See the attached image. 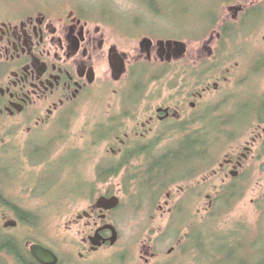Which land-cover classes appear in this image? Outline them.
Here are the masks:
<instances>
[{
    "label": "rangeland",
    "instance_id": "374dc122",
    "mask_svg": "<svg viewBox=\"0 0 264 264\" xmlns=\"http://www.w3.org/2000/svg\"><path fill=\"white\" fill-rule=\"evenodd\" d=\"M251 1V4H259L258 8L264 9V5L260 4L264 3V0ZM3 2L5 0H0V4ZM57 2L67 5L70 10L83 9L91 19H102L104 11L116 12L130 25L140 22L143 27L135 30L128 26L131 27L128 35L133 37L128 38L115 26L109 27L106 25L108 23L102 22L95 23V26L102 28L108 47L117 48L120 52L126 53L131 68L120 82H114L109 74L106 86L94 88L90 98L82 102L79 107H74L67 112L72 116L71 122L62 120L49 133L35 134L34 141L42 142L45 147L57 141L55 146L57 154L45 167H33L30 161L26 167L25 181L22 184H15L11 189L14 193L22 195V199L17 204L28 211L42 214L41 216L45 219L42 218L44 223L41 228H26V231L20 229L15 235L25 237L29 248L38 241L60 255L64 261L63 264H75L76 247L83 243L98 223V220L86 218L80 220L79 218L85 213H90L100 198L112 192L122 200V207L111 214L109 219L110 223L121 232V242L115 248L109 247L94 255L88 260L90 262L88 264H144L140 261L144 249L150 251L159 248L167 255L169 248L176 246L178 237L175 234L166 243L158 245L157 242L160 236L165 234L173 219L166 204L174 202V209L176 205H182L189 196L188 192L192 189L198 190L200 183L199 190L202 197L200 200L196 197L194 204L190 206L194 218L189 219L188 225H201L205 228V250L213 256L207 259L205 264H242L243 261L240 260L244 258L242 256L244 250L237 248L238 255L235 257L233 250L227 247V237L232 231L230 228L239 227L240 224L250 226L254 238L260 235L257 232L259 207L264 197V160L260 156L261 146H257L255 158L249 164V170L252 172V192L250 191L247 199L241 202L233 213H230L232 204L225 203L221 206L217 205L216 208H210L211 203L207 198L212 197L215 201L221 187L224 186L223 178L211 177V170L207 173L205 181L199 180L194 184L181 183L174 186L155 204L147 193L145 198L150 200L145 204L137 203L135 199H132L133 196L127 197L124 180L115 179L105 186L99 184L97 168L106 161L108 150L114 146V139L110 137L107 141L100 143L99 132L102 126L107 127L113 119H123L121 105L128 107L133 103L131 98L134 86L144 72L143 67L135 69L136 71L133 68L147 58L146 54H140L142 44L147 40H153L156 45L159 42L184 44L188 48L189 58L184 63L174 62L171 74L148 85L145 97L140 99L146 100L143 104L141 103L140 118L136 121L132 119L122 121L126 124L125 130L132 132L141 129L140 125L149 121L148 111L169 104L173 99L188 100L192 93L202 92L208 85L213 88L216 83H219L220 90L208 94L201 102L200 113H197L202 118V123L196 124L195 127L190 128V131L206 128L204 120L208 117L210 110H214L215 117L239 124L234 128L235 132L242 128L246 132L247 129L252 128L254 132L260 130L262 133L264 125L257 123L259 117L256 116L262 115L261 106L255 100L261 99L264 95V77L255 78L253 69L255 68L256 72L260 61L258 57L264 56V54H258L264 52V25H259L260 23L252 18L250 25L239 28L232 42L233 54H236V58H232V61L226 59L218 70L203 75L202 62L208 60L213 63L214 60L209 59V54L219 49L217 38L221 24L217 21L221 17L234 20L239 16L242 4H233L237 0H159L158 9L161 10L162 5L165 17L148 13L144 5H147L146 0L144 2L143 0H58ZM159 66L161 65H150L156 77L161 76L159 71L162 67ZM228 71L232 73L229 74ZM226 79L228 82L225 81ZM184 89V95L179 96ZM251 116L257 118L247 127L244 124ZM220 127L218 122L212 129L218 130ZM187 135L188 133H184L171 138V144L174 145L177 140ZM257 135L258 133L253 137L256 138ZM246 142L251 143L252 138H243L240 133L231 145L226 143L219 147V150L224 151L219 155V161L222 162L227 155L232 154L233 149L244 147ZM21 146L26 147V141H22ZM51 150L47 148L48 153ZM34 152L36 151L31 150V153ZM18 155L21 156L20 153ZM60 159L63 160L55 168L53 163ZM7 164L6 158L1 167H6ZM47 168H51V171H47ZM45 173L46 175L43 176ZM8 188L9 186L6 185L0 187L3 191ZM181 189L187 192L183 193ZM168 194L173 196L172 201H168ZM136 196H138L137 193H135ZM56 203L60 205L57 206ZM4 206L5 203L1 202L0 225L2 228L5 226V223H2V217L8 213L3 209ZM159 207H163L164 211L160 212ZM199 210L204 211L206 218L204 222L196 216ZM212 212L214 213L210 217ZM219 227L221 229L217 230ZM238 236L241 235L238 234ZM246 238L247 244L253 243L248 235ZM258 238L260 239V236ZM126 254L130 256L122 259ZM246 256L248 259L253 258L258 261V258L252 255ZM0 264L14 263L3 257L0 258ZM173 264H196V262L194 263L193 259L186 260L178 257Z\"/></svg>",
    "mask_w": 264,
    "mask_h": 264
},
{
    "label": "flooded vegetation",
    "instance_id": "af4514ba",
    "mask_svg": "<svg viewBox=\"0 0 264 264\" xmlns=\"http://www.w3.org/2000/svg\"><path fill=\"white\" fill-rule=\"evenodd\" d=\"M57 1L5 0L0 4V187L2 185L9 186L6 191L0 189V203H5L3 209L8 212L2 217V223L4 222L5 226L2 228L0 225V241H12L13 245L20 248L19 250L23 252L24 256H31L35 262L37 261L32 255V247L41 246L54 253L59 259V264H63L62 257L54 250L44 247L38 241L29 248L28 240L25 237L21 238L15 235L20 229L41 228L44 222L39 221V225L35 226L24 224L23 219L26 214H34L38 215V218H43L42 214L28 211L17 204L22 199V195L14 193L11 187L25 181L26 167L30 161H32L33 167H45L51 158L57 154L55 152L57 141L45 147L42 142L34 141L35 134L49 133L62 120H66L67 123L71 122L72 116L67 114L68 111L74 107H79L82 102L90 98L94 88L106 86L109 74H111L114 82H120L128 74L131 65L126 53L120 52L117 48L108 47L102 28L95 26V23L98 22L89 18L83 9L70 10L67 5ZM250 1L237 0L236 3H233L242 4L239 9V16L234 20L221 17L217 21L221 24L220 34L217 38L219 49L209 54V59L214 60L213 63L208 60L202 62L204 64L202 65L203 73L218 70L226 59L232 61V58H236V54H233L232 41L235 40L239 28H246L248 24L250 25L252 15H254L252 13L253 8H257L259 5H253ZM260 4L264 5V3ZM255 15L259 25H264V9H259ZM234 34L235 36H233ZM149 41L153 42L151 50L148 51L147 47L142 44V51L140 52V54H146L147 58L134 65L133 70L150 65H161L159 67L162 68L173 67L174 62L176 64L184 63L189 58V51L183 58H179L175 49L170 51L168 48L162 47V42L156 45L155 41ZM258 54H264V52ZM119 58L124 59L127 65V72L123 77L115 75L114 68L116 62L120 60ZM258 59L261 62L259 61L256 72L255 68L253 69V75L255 78H263L264 56H260ZM228 73L231 74L232 72L228 71ZM225 81L228 82L227 79ZM219 90V83H216L213 88L208 85L204 87L202 92L192 93L188 100L173 99L169 104L160 106L155 110L152 109L148 111L149 121L146 124H141V129L136 131L128 132L127 129L125 130L126 124L124 122V127L121 126L123 128L121 132L110 134L115 138L114 146L108 150L106 161H103L97 168L98 183L105 186L115 179H121L126 185L129 177L133 175L138 181H142L146 172L151 168H157L159 164L172 165L168 162L171 157H167L175 149L174 145L171 144V138L184 133L191 135L196 132L190 131L192 128L190 124L202 120L199 115L201 102L208 94ZM184 92L185 89L179 93V96H183ZM143 100H133V103L128 107L121 105L123 117L126 116V120H138L142 111L141 106L146 101ZM255 101L261 106L260 112L263 115L264 95ZM262 115H256L259 119L255 117L259 120L257 123L264 125V116ZM249 124H252V121L245 126L248 127ZM243 132H245L243 128L239 130L237 138L241 133L243 138H252V142H246L244 147L240 146L233 149L232 154L227 155L222 162L219 161L220 158L217 159V163L211 170V177L223 178L224 186L221 187L215 201L212 197L207 198L211 203L210 208H216L217 205L221 206L231 201L230 213H233L237 206L247 199L248 193L252 192V172L249 170V164L255 158L257 146H261L260 156L264 160V131L262 133L260 130L254 132L251 128L247 129L244 135ZM256 133L258 135L254 138ZM99 138L100 143L107 141L109 139L108 132ZM22 141H26V147L21 146ZM47 148L52 150L48 153ZM31 150L36 151L35 154L31 153ZM196 150L200 155L193 157L196 162L193 165L194 170L185 175L184 181L179 184H194L199 180H206L204 149L197 147ZM215 151L218 157L224 152L219 148ZM19 153L21 156L18 155ZM133 154L135 155L132 156ZM6 158L8 164L6 167H1ZM63 159L55 161L54 167L56 168ZM114 168H118L119 173L109 177L107 172L114 170ZM48 170L51 171V168H47ZM45 175L46 173L43 176ZM198 185L200 188V183ZM199 188L188 192L189 196H187L186 201H183L182 205H176L175 209L174 202L173 204H166L173 219L165 234L160 236L157 242L158 245L166 243L175 234L178 237V239L176 238L178 242L176 246L169 248V251L166 252L167 255L159 248L150 251L144 249L141 262L144 264H173V261L180 257L186 260L193 259L196 264H205L207 259L213 257L205 250V228L201 225H188L189 219L194 218L190 206L194 204L196 197L199 200L202 197ZM181 191L187 192L185 189H181ZM115 197L117 196L110 192L105 198L112 199ZM167 199L172 201L173 196L168 194ZM262 200L257 227L260 239L259 236L254 238L250 226L243 224H240L239 227L230 228L232 231L227 237V245L234 251L235 257L238 255L237 248L244 250L245 253L243 252L242 256L245 259L240 260L243 261L242 264L257 262L253 258L248 259L246 255L257 257L258 253L255 255L254 249H259V246L262 245L260 242L264 243V197ZM97 203L90 213H85L80 217L82 219L79 218L80 220L85 218L98 220V223L91 234L83 240V243L76 247L75 264H88L90 263L88 260L94 255L109 247L115 248L121 242V232L110 223L109 219L111 214L122 207V200L119 209L110 213L99 211L96 208ZM159 209L160 212L164 211L163 207H159ZM213 213L210 214V217ZM215 213L217 214V210ZM103 216H107V219L103 220ZM196 216L201 218L202 222L206 219L203 210H199ZM181 219H184L186 223L184 225L182 223L183 226H178V224L181 225V222H178ZM9 223H16V227H8ZM108 225L114 226L118 231L119 242L116 246H112L109 242L113 238L112 231H102ZM99 233L102 238V246L94 247L91 239L96 238ZM247 235L253 243L247 244ZM232 242L235 243L230 244ZM128 255L130 256V254L123 255L122 259L127 258ZM3 257L14 264H26L16 255L8 252L0 253V258Z\"/></svg>",
    "mask_w": 264,
    "mask_h": 264
},
{
    "label": "trees",
    "instance_id": "16d2710c",
    "mask_svg": "<svg viewBox=\"0 0 264 264\" xmlns=\"http://www.w3.org/2000/svg\"><path fill=\"white\" fill-rule=\"evenodd\" d=\"M145 0H143L144 2ZM159 0H146L145 10L153 15L157 16H163L165 17V10L162 8L161 10L158 9L157 3ZM142 2V1H140ZM160 4V3H159ZM260 8H253L252 17L256 19L255 13ZM120 17V18H119ZM122 19V17L112 11H104L103 17L100 20L94 19V21L100 23H108L109 27L115 26L120 31L122 35H125L126 37L133 38L129 36L128 32L131 30V27L135 30H140L143 25L139 22H137L134 25H130V23L125 22V20H118ZM122 22V23H121ZM131 26V27H128ZM237 34V33H236ZM235 36V34L233 35ZM232 36V37H233ZM234 41V40H233ZM232 41V42H233ZM144 69V72L142 73V76L139 80H137V85L135 84L133 89V95L131 100H137L145 97V91L148 89V85L152 82H158L162 79V77L167 76L172 73V67L166 66L163 67L159 74L161 76L156 77L155 74L152 72V67L150 66H142ZM136 71V70H135ZM134 71V72H135ZM134 74V73H133ZM194 74H197L194 72ZM205 75V73H202ZM204 77V76H200ZM199 85V84H198ZM197 85V86H198ZM127 117H123V119L119 120H112L110 125L102 126V129L100 130V136H104L106 132H108V136L112 139L113 136L110 135L111 133L115 132H121L123 130L122 127H124V121ZM252 118H256L255 116L250 117L248 121L245 123L247 124L250 121H255ZM206 123V128H203L200 131L193 132L191 135H187V137L178 140L174 144V150L169 154L167 157H171V159L168 161L172 163V165H161L157 166V168H151L146 172V176L143 178L142 181H138L137 178L133 176L129 177V179L126 182L125 188H126V196L132 197V199H135L137 203L139 204H145V202L150 200L149 198H145L147 194L151 197V201L153 204H155L159 199H161L165 194L171 191V189L179 184L180 182H183L185 179V175L188 173H192L194 170L193 165L196 164V162L193 160V157H198L200 155L199 152H197L196 148L200 147L204 149L203 156L205 157V164L204 169L205 173H209L212 168H214V165L217 163L218 155L215 150H217L219 147L224 146L226 143H230L231 145L233 142H235V139L237 138V131H234V128H236L237 124L236 122H227L224 121L222 118H217L214 116V110H210V113L208 114V117L206 120H204ZM203 121V122H204ZM220 122L221 127L218 128V130H213L212 127L216 125V123ZM199 123H202V120L199 122H195L193 124H190V127H195L196 124L199 125ZM244 124V125H245ZM122 126V127H121ZM103 130V131H102ZM186 132V131H185ZM175 138V136H174ZM115 139V138H113ZM176 148H178L176 150ZM133 154L132 156H134ZM166 161V160H163ZM129 165V164H127ZM161 165V166H160ZM197 167H195V170ZM118 168H114L112 171H108L107 175L109 177H113L114 174H118L119 171ZM123 171V170H121ZM120 171V173H121ZM180 174V177L178 175ZM138 181V183H136ZM135 193L138 194V196L135 197ZM147 193V194H145ZM113 196V195H111ZM227 205H231V201L226 202ZM60 205V204H55ZM43 217V216H42ZM45 219V217H43ZM182 220V219H181ZM178 220V222H181V225L178 224V226H183L186 221L184 219L181 221ZM39 221H42V218H38V215H32V214H26L24 216L23 222L25 225L35 226L39 225ZM44 222V221H43ZM46 222V221H45ZM183 223V225H182ZM40 227V226H37ZM262 245L258 248H255V255L258 253V256L255 258H258V261L253 264H264V243L260 242ZM228 247V245H227ZM229 248V247H228ZM20 248H17V246L13 245L12 241L9 240H1L0 241V253L2 252H8L10 254L16 255L20 260L24 261L26 264H38L35 262V260L31 256H24L23 252L19 250ZM234 252V251H233ZM232 253V252H231Z\"/></svg>",
    "mask_w": 264,
    "mask_h": 264
},
{
    "label": "water",
    "instance_id": "95a60500",
    "mask_svg": "<svg viewBox=\"0 0 264 264\" xmlns=\"http://www.w3.org/2000/svg\"><path fill=\"white\" fill-rule=\"evenodd\" d=\"M143 46H146L148 51H150L153 46V42L147 40L143 43ZM162 47L164 49L168 48L170 51H173L175 49L179 58H183L188 53L187 46L180 43L170 42L167 44L165 42H162ZM119 59L120 60H118L115 64V68H114L115 75L123 77L127 72V65L124 59L121 58ZM120 205H121V200L119 198L115 197L112 199H108L104 197L98 201L96 208L104 213L105 212L110 213L119 209ZM102 219L106 220L107 216H103ZM8 227H16V223H9ZM107 230L112 231L113 233V238L109 242L112 244V246H116L119 242V234L117 229L112 225H108L102 231H107ZM101 240L102 238L100 236V233L97 235L96 238L91 239L94 247H101L102 246ZM31 252L33 257L36 259V261L39 264H59L58 257L51 251L41 246L38 245L33 246Z\"/></svg>",
    "mask_w": 264,
    "mask_h": 264
},
{
    "label": "bare ground",
    "instance_id": "6f19581e",
    "mask_svg": "<svg viewBox=\"0 0 264 264\" xmlns=\"http://www.w3.org/2000/svg\"><path fill=\"white\" fill-rule=\"evenodd\" d=\"M252 119H254V120H255L256 118H252Z\"/></svg>",
    "mask_w": 264,
    "mask_h": 264
}]
</instances>
